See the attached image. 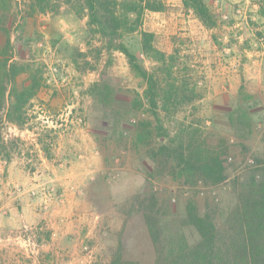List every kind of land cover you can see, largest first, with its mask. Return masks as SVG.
<instances>
[{
    "label": "rangeland",
    "instance_id": "rangeland-1",
    "mask_svg": "<svg viewBox=\"0 0 264 264\" xmlns=\"http://www.w3.org/2000/svg\"><path fill=\"white\" fill-rule=\"evenodd\" d=\"M6 2L0 9V56L17 73L0 105V153L7 156L26 142L12 133L5 137L10 122L36 127L51 140L52 125L86 127L104 153L101 175L118 213L112 221L122 227L106 226L98 256L81 243L91 256L75 264H111L116 251L121 261L116 264H158L169 249L200 239L195 217L215 225V256H224L233 240L230 231L239 229L237 211L247 207L253 183L264 177V109L242 85L236 96L213 95L209 79L218 58L213 47L224 36L221 25L201 26L176 0L168 5L163 0L164 15L144 13L142 28L154 34L153 44L164 54L161 59L135 49L157 83L159 122L147 105L145 80L122 53L103 50L83 25L77 35L55 32L23 0ZM252 3L264 13V0L234 2L227 12L249 14ZM2 80L0 63V93ZM45 94L65 100L47 104L40 99Z\"/></svg>",
    "mask_w": 264,
    "mask_h": 264
},
{
    "label": "crops",
    "instance_id": "crops-1",
    "mask_svg": "<svg viewBox=\"0 0 264 264\" xmlns=\"http://www.w3.org/2000/svg\"><path fill=\"white\" fill-rule=\"evenodd\" d=\"M164 1L168 5L171 0ZM176 1L182 5V0ZM204 2L217 18L213 29L221 25L224 35L222 44L213 47L218 56L209 79L213 95L236 96L242 85L264 109V42L260 41L264 13L259 4L252 3L249 14L234 15L227 12L232 3L248 6L247 0ZM63 10L36 16L49 20L55 32L77 35L81 25L87 28L85 17L67 11L65 19L60 15ZM153 13L164 15L165 11ZM40 99L55 105L65 96L45 94ZM52 127L51 140V134L45 136L36 127L9 123L5 137L13 134L26 142L23 149L8 150L7 156L0 153V264H75L86 256L99 255L106 226L122 227V222L112 221L118 213L108 180L101 175L105 158L100 144L86 127ZM23 228H33L34 243L24 240ZM83 242L91 248V255L81 249Z\"/></svg>",
    "mask_w": 264,
    "mask_h": 264
},
{
    "label": "trees",
    "instance_id": "trees-1",
    "mask_svg": "<svg viewBox=\"0 0 264 264\" xmlns=\"http://www.w3.org/2000/svg\"><path fill=\"white\" fill-rule=\"evenodd\" d=\"M6 1L0 0V9ZM9 1L11 0H8V4ZM182 4L192 10L203 26L213 28L217 25L215 14L204 0H182ZM23 5L31 13L58 14L61 7H64L77 18L85 17L88 32L98 37L101 48L106 52L122 53L129 68L145 80L147 105L153 117L160 122L157 83L153 73L139 60L135 49L151 57L164 58L163 52L153 44L154 34L142 28L144 13L162 11L165 8L163 0H23ZM9 43L7 38L5 44ZM0 57L4 84L0 93V105H3L6 86L14 81L17 71L8 57ZM7 95L10 96L9 93ZM18 100L20 99L17 98ZM19 102L22 104L25 101ZM179 157L184 159V153L181 152ZM253 185L255 190L251 192L249 201L252 205L249 208V204L247 207L243 205V211H237L239 229L230 231L233 240L224 256H215L218 253L215 225L204 218L195 217L194 225L200 239L194 244L185 245V248L169 249L170 256H165L158 264H264V177L260 183L254 182ZM119 256V251L114 252L111 264L121 263Z\"/></svg>",
    "mask_w": 264,
    "mask_h": 264
},
{
    "label": "built area",
    "instance_id": "built-area-1",
    "mask_svg": "<svg viewBox=\"0 0 264 264\" xmlns=\"http://www.w3.org/2000/svg\"><path fill=\"white\" fill-rule=\"evenodd\" d=\"M260 41L261 42H264V38H261L260 39ZM229 161L231 160V157H228L227 158ZM247 162L248 163H252V160L251 159H247ZM43 207L44 208H47V203L46 202H43ZM21 231V234L24 236V240L26 241V242H31V243H34L35 241H34V236H35V234H34V230H33V228H23L22 230H20ZM28 231L30 232V233H28ZM27 233V234H26ZM82 247H83V250H85V251H90V248L88 247V245L87 244H83L82 245Z\"/></svg>",
    "mask_w": 264,
    "mask_h": 264
}]
</instances>
